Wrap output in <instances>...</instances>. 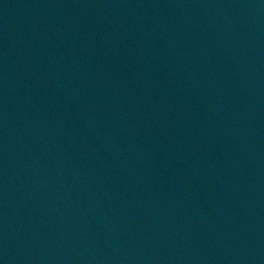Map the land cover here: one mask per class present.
Segmentation results:
<instances>
[{
	"label": "water",
	"instance_id": "obj_1",
	"mask_svg": "<svg viewBox=\"0 0 264 264\" xmlns=\"http://www.w3.org/2000/svg\"><path fill=\"white\" fill-rule=\"evenodd\" d=\"M0 264H264V0H0Z\"/></svg>",
	"mask_w": 264,
	"mask_h": 264
}]
</instances>
